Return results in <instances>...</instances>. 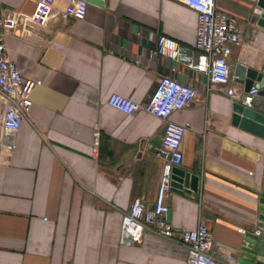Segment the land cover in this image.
I'll return each instance as SVG.
<instances>
[{
  "label": "crops",
  "instance_id": "1",
  "mask_svg": "<svg viewBox=\"0 0 264 264\" xmlns=\"http://www.w3.org/2000/svg\"><path fill=\"white\" fill-rule=\"evenodd\" d=\"M104 1L89 2L86 18L76 20L62 15L69 0H57V16L47 25L31 34L19 26L7 37L10 59L36 86L17 147L0 164V264H187L185 245L152 231L140 244L120 242L133 200L155 205L164 165L156 153L166 127L145 110L128 115L107 99L116 92L147 104L163 76L198 93L171 116L187 127L181 168L197 174L199 185L174 189L170 220L177 229L205 220L212 254L237 257L260 213L264 138L233 123L228 87L222 91L206 73L157 52L167 36L198 54L195 10L177 0ZM258 1L216 0L218 10L240 21L242 41L233 45L229 63L230 86L241 96L239 64L264 75ZM35 5L0 0V17L31 14ZM254 107L264 109L261 88ZM3 112L0 99V135Z\"/></svg>",
  "mask_w": 264,
  "mask_h": 264
},
{
  "label": "built area",
  "instance_id": "2",
  "mask_svg": "<svg viewBox=\"0 0 264 264\" xmlns=\"http://www.w3.org/2000/svg\"><path fill=\"white\" fill-rule=\"evenodd\" d=\"M177 1L197 12L195 49L198 54L195 57L189 55L186 47L167 36L160 37L157 52L206 73L211 83L219 86L220 90L225 91V87H228L227 94L233 101L241 100L244 105L253 107L259 93L257 86H253L243 96L230 86L232 72L229 58L233 45L242 41L240 21L218 10L216 0ZM56 2L57 0H35V9L31 14L15 10L0 17V99L4 102L0 164L17 147V133L33 106L32 94L36 86L32 79L23 80L18 67L10 59L7 37L19 26H22L24 33L31 34L34 26L47 25L57 16ZM88 5V0H69L62 15L84 20ZM197 96L196 89L188 82L163 76L147 104L116 92L108 97L107 103L111 107L128 115L145 110L160 118L166 127L162 144L156 153L164 160V165L155 205L150 206L143 197L133 200L129 210L123 215L120 242L127 246L140 244L145 233L152 231L185 245L189 250L187 264H239L236 256L226 255L221 260L212 254L214 238L205 220L200 219L193 229H177L169 217L171 207L168 201L174 191L173 169L181 167L183 163L182 145L187 131L185 125L175 122L171 116L189 106ZM100 136L101 132L97 129L94 133L97 147ZM257 234L264 235V231L258 230Z\"/></svg>",
  "mask_w": 264,
  "mask_h": 264
},
{
  "label": "water",
  "instance_id": "3",
  "mask_svg": "<svg viewBox=\"0 0 264 264\" xmlns=\"http://www.w3.org/2000/svg\"><path fill=\"white\" fill-rule=\"evenodd\" d=\"M88 1L100 5L105 3L104 0ZM255 12L260 16L258 24L264 27V0L258 1ZM237 75L242 79L245 78V92L250 91L255 84V80H258L260 83L257 87L261 88V94L264 95L263 73L241 63L237 66ZM233 123L264 138V109L254 106L249 107L244 105L241 100H237L233 104ZM172 185L176 190L185 189L191 192L198 189L199 176L181 167H175L173 169ZM260 203V213L256 227L247 233L245 245L237 256L239 264H264V236L257 234L258 230L264 231V185L260 192Z\"/></svg>",
  "mask_w": 264,
  "mask_h": 264
}]
</instances>
